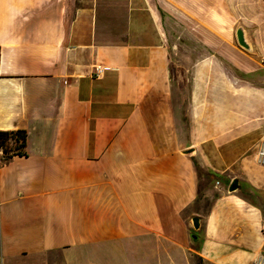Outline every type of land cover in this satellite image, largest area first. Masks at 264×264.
Here are the masks:
<instances>
[{"label":"crops","instance_id":"crops-1","mask_svg":"<svg viewBox=\"0 0 264 264\" xmlns=\"http://www.w3.org/2000/svg\"><path fill=\"white\" fill-rule=\"evenodd\" d=\"M209 1L0 0V264L264 255V0L252 53Z\"/></svg>","mask_w":264,"mask_h":264},{"label":"rangeland","instance_id":"rangeland-1","mask_svg":"<svg viewBox=\"0 0 264 264\" xmlns=\"http://www.w3.org/2000/svg\"><path fill=\"white\" fill-rule=\"evenodd\" d=\"M229 1V2H228ZM231 0H223V10L222 13H220L221 9L218 8V11L216 12L214 8V2L209 1V7L207 10H204V15L207 17L209 21H211L208 24L209 33L216 32L221 33V36L225 41L230 42L228 37H230L234 42L235 40V30L238 26H243L247 29L248 35L251 38V0H234V2H231L234 4V11H232V8L229 6ZM220 2V0H219ZM253 8L257 9L258 4H253ZM250 18V19H249ZM218 20V24L213 23L214 21ZM256 47V45H255ZM255 55L258 54V49L256 48V51L254 53ZM185 74V73H184ZM187 76L188 80V75ZM183 77L180 78L182 80ZM188 83H186L187 85ZM189 85V84H188ZM216 180L219 182V187L221 189H227V186L229 184V180L216 175ZM201 234V231L198 233ZM197 235V233H196Z\"/></svg>","mask_w":264,"mask_h":264},{"label":"water","instance_id":"water-1","mask_svg":"<svg viewBox=\"0 0 264 264\" xmlns=\"http://www.w3.org/2000/svg\"><path fill=\"white\" fill-rule=\"evenodd\" d=\"M235 38H236V43L237 45L243 49L244 51L248 52V53H252L253 52V48L251 45V41L247 35V31L243 26H239L237 27L236 31H235ZM193 153L192 150H187L185 151V154L187 155H191ZM237 189V183L233 182L230 187H229V191L233 192ZM191 223V227H192V232L189 235L190 241L193 245H195L198 240L199 237L198 235H196L197 231L200 228V219L197 217H193L190 220Z\"/></svg>","mask_w":264,"mask_h":264},{"label":"built area","instance_id":"built-area-1","mask_svg":"<svg viewBox=\"0 0 264 264\" xmlns=\"http://www.w3.org/2000/svg\"><path fill=\"white\" fill-rule=\"evenodd\" d=\"M107 71V67L101 65H95L93 67V77L100 78ZM258 162L264 165V149L257 152ZM218 184V183H217ZM251 264H264V255H259Z\"/></svg>","mask_w":264,"mask_h":264},{"label":"trees","instance_id":"trees-1","mask_svg":"<svg viewBox=\"0 0 264 264\" xmlns=\"http://www.w3.org/2000/svg\"><path fill=\"white\" fill-rule=\"evenodd\" d=\"M194 264H205V263H203V261L200 259V258H198V257H194Z\"/></svg>","mask_w":264,"mask_h":264}]
</instances>
